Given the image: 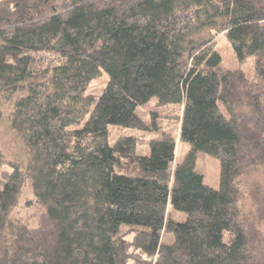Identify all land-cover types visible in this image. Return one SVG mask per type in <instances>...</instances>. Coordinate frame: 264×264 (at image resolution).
Here are the masks:
<instances>
[{"label": "trees", "instance_id": "obj_1", "mask_svg": "<svg viewBox=\"0 0 264 264\" xmlns=\"http://www.w3.org/2000/svg\"><path fill=\"white\" fill-rule=\"evenodd\" d=\"M152 99L182 107L183 160L168 133L111 142L158 131ZM4 106L26 158L0 149V264H264V0H0Z\"/></svg>", "mask_w": 264, "mask_h": 264}, {"label": "rangeland", "instance_id": "obj_2", "mask_svg": "<svg viewBox=\"0 0 264 264\" xmlns=\"http://www.w3.org/2000/svg\"><path fill=\"white\" fill-rule=\"evenodd\" d=\"M218 42V49L221 52V55L223 56V63L226 67H233L235 66V60L234 57L231 55V51L229 46L226 44V42L219 38ZM108 75L106 72H102V74L96 78L93 79L92 82H90L88 88L86 89V94L88 95H94L96 97L100 96L101 92L103 91L105 85L107 84ZM182 107L177 106H165V107H158L157 104H155V100L152 99L147 105H144L137 110V114L143 116L145 119V122L148 123L150 121V114L155 113L159 118H157L156 126L158 127V131L146 133L143 130H136L133 128H121V127H109L111 131L110 139L111 142H115V140L118 138V136H134L136 138L146 139L150 140L151 138H159V136L163 133L171 134V136H175L176 141V161L183 160V156L188 151L189 147L185 144L182 146L180 143H178V131H179V125L177 123V118L181 116ZM9 113L10 110L6 108V106L0 108V149L2 154L4 155V159L7 162H15L21 161V163H24V160L26 158L25 150L23 148V145L20 143L18 138L15 136V133L11 131L10 129V121L9 120ZM138 154H147L148 148L147 146H137ZM196 164H195V171L197 174H200L202 176V180L204 181V184L211 188H218L219 186V165L218 161L214 159L213 157L206 156L203 153H198L196 155ZM11 170L9 166L3 165L0 167V181L2 180L1 176L3 173H7ZM21 209L20 211L16 212V216L21 215L26 219L28 216H30L31 212L28 210L27 207H25L24 203L25 201H31L32 194L31 190L29 188H26L23 191L22 197H21ZM29 221L30 225L35 226L36 221L34 218L26 219ZM184 220V215H182L180 221Z\"/></svg>", "mask_w": 264, "mask_h": 264}]
</instances>
